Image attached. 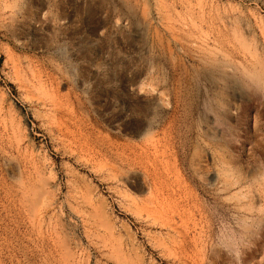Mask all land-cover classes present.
<instances>
[{"label": "rangeland", "instance_id": "rangeland-1", "mask_svg": "<svg viewBox=\"0 0 264 264\" xmlns=\"http://www.w3.org/2000/svg\"><path fill=\"white\" fill-rule=\"evenodd\" d=\"M0 264H264V0H0Z\"/></svg>", "mask_w": 264, "mask_h": 264}, {"label": "bare ground", "instance_id": "bare-ground-1", "mask_svg": "<svg viewBox=\"0 0 264 264\" xmlns=\"http://www.w3.org/2000/svg\"><path fill=\"white\" fill-rule=\"evenodd\" d=\"M248 74V73H247ZM252 75V74H251ZM250 76V75H249ZM253 80V79H252ZM255 81V80H254ZM256 81H258L257 77H256ZM258 84V83H257ZM218 122H216L217 124ZM219 126V125H218ZM221 129H224V128H221ZM181 189V188H180ZM181 191V190H180ZM180 193V192H179ZM181 194V193H180ZM230 245V244H229ZM233 248V247H232Z\"/></svg>", "mask_w": 264, "mask_h": 264}]
</instances>
